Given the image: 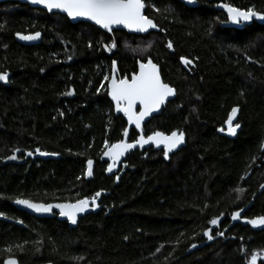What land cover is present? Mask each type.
Segmentation results:
<instances>
[{
	"label": "trees",
	"instance_id": "1",
	"mask_svg": "<svg viewBox=\"0 0 264 264\" xmlns=\"http://www.w3.org/2000/svg\"><path fill=\"white\" fill-rule=\"evenodd\" d=\"M195 1L189 8L144 0V14L160 28L146 36L108 35L0 3V215L12 221H0V264H250L252 254L264 264V227L233 223L213 242L204 235L227 229L252 200L241 218L264 217V25L222 28L226 17L213 9L221 2L264 13V0ZM36 32L37 44L15 41ZM149 58L176 97L143 132L180 130L184 145L168 159L162 149H136L108 175L106 142L121 141L126 123L113 111L104 77L116 61L117 78L129 79ZM233 107L241 129L228 139L217 131ZM129 139H137L134 130ZM89 159L95 166L86 180ZM97 192L99 210L74 229L56 215L38 219L12 205L75 202Z\"/></svg>",
	"mask_w": 264,
	"mask_h": 264
},
{
	"label": "snow or ice",
	"instance_id": "2",
	"mask_svg": "<svg viewBox=\"0 0 264 264\" xmlns=\"http://www.w3.org/2000/svg\"><path fill=\"white\" fill-rule=\"evenodd\" d=\"M35 4H41L48 11L53 9L66 13L67 16L72 18L82 17L87 20L93 21L96 25L109 31L113 30L114 25H122L131 31L137 33L147 32L149 29L157 28V25L144 14L143 9L145 7L144 0H32ZM192 2V0H189ZM221 7L225 8L229 14V19L234 23L242 21H250L253 17L264 20V13H258L252 8L247 10H240L227 4H222ZM163 30V29H161ZM22 40H34L41 34L36 32L32 35H20L17 34ZM91 46V43L89 44ZM151 45L149 44V47ZM105 47H109L105 45ZM111 47H116L113 43ZM167 47L171 49L172 43L169 42ZM181 62L185 65H191L193 61L186 57H181ZM139 63V72L134 73L130 79L119 78L115 75L109 80L108 76L104 79L109 81L108 83V95L112 101L115 102L116 110L122 112L127 117L129 123H134L137 129L141 128V121L150 113L158 110L164 103L165 98L174 95V88L168 83L162 82L161 77L157 70V65L153 63L151 59L146 62ZM116 61L112 62V72L116 71ZM6 74L0 73V80H5ZM103 87V85H101ZM99 91V89H98ZM68 95L71 92L67 93ZM139 105V111H136V106ZM237 108L233 107L229 114L228 120L225 123L228 125V134L234 135L236 129L240 127V124L233 125L232 121L237 113ZM219 131H224L223 128ZM128 130H124V136L127 137ZM185 133L180 130H173L170 134H165L160 131H155L147 137L141 135L133 143H128L125 140H121L117 143H113L110 146L107 145L108 151L104 154L110 156L115 162L120 156H122L128 149L134 148L136 145L141 147L149 142L155 144L157 147L163 145L164 158H169V153L177 148L178 145L184 143ZM39 152V149H37ZM29 156L31 152L27 153ZM41 155H49V153H40ZM51 155H55L52 153ZM9 159H16L13 155ZM88 172L87 175L92 174V160H88ZM113 163L108 165V171L113 168ZM237 191H243V189H237ZM100 192L95 194V197H99ZM95 197L91 201V206L96 207ZM17 204L25 205L37 212H48L53 207L59 208L62 216H67L68 219L75 224L77 213L84 212L89 207V199L76 201L74 204H58V205H38L30 202L29 200L17 199ZM242 211V210H241ZM239 212L233 213L232 219L239 218ZM210 224L216 225L217 219L209 221ZM253 226L257 224L264 225V217H257L248 221ZM204 235L209 240L213 239V236L209 234L208 230L204 231ZM216 235L222 236L223 232H217ZM195 247V245H193ZM5 264H16L15 260L9 259L5 261ZM250 264H257V255L252 254Z\"/></svg>",
	"mask_w": 264,
	"mask_h": 264
},
{
	"label": "water",
	"instance_id": "3",
	"mask_svg": "<svg viewBox=\"0 0 264 264\" xmlns=\"http://www.w3.org/2000/svg\"><path fill=\"white\" fill-rule=\"evenodd\" d=\"M8 1H13V2L21 3V4H25V5H28V6L31 7V8H35V9H41V10H43V11H46V13L49 14V15H50V14H58V15L64 16V17H66V19H67L70 23H72V24L80 23V22H82V23H87V24H89V25H91V26H93V27L99 29L100 31L105 32V33L108 34V35H112L114 31H123V32H125V33L128 34V35H133V36H146V35L149 34V33H158V32L160 31V28L157 26V28H155V29H149L147 32H144V33H137V32L131 31V30L127 29V28H124L122 25H114V26H113V30H112V31H109V30H107V29H103V28H101L100 26L96 25L93 21L87 20V19L82 18V17L72 18V17L67 16L66 13H63V12H61V11H59V10H56V9H53V10L50 12V11H48L47 8H45L43 5H41V4H35V3L32 2V0H0V3L8 2ZM178 1H179L180 3H182L183 5H185L186 7H189V8H195V7H197V3H196L195 0H192V2H189V0H178ZM222 4H226V3H221V2H220V3H218V4H216V5L213 6V9H214L215 11H217V12H221V13L226 17V21H224L223 23H221V24H220V27H222V28H229V29H238V30H241V29H243V28L246 27V26H250L253 22H254V23H257V24H259V25H264V20L258 19V18H256V17H253L250 21H242V20H241L239 23H234L232 20L229 19V14H228V12L226 11V9L223 8V7H221ZM227 5H229V4H227ZM230 6H232V5H230ZM232 7H234V6H232ZM234 8H236V7H234ZM145 9H146V7H144L143 12H145ZM237 9H239V8H237ZM240 10H241V9H240ZM153 22H154V21H153ZM154 23H155V22H154ZM155 24H156V23H155ZM32 34H34V33H31V34H20V35H32ZM40 34H41V33H40ZM41 38H42V34H41L39 37H37L36 39H34V40H22V39L19 38L18 35H15V41H16L17 43H19V44H21V45H25V46H30V45L37 44L38 42H40ZM149 59H150V58H149ZM147 60H148V59H147ZM147 60H146V61H147ZM146 61H145V62H146ZM153 63H154V62H153ZM156 65H157V64H156ZM116 68H117V67H116ZM157 70H158V73H159V75H160V77H161V74H160V68H159L158 65H157ZM138 72H139V63L137 64V71H136V73H138ZM113 75H115V77L117 78L116 71H115V73H113L112 70H111V74H110L109 80L112 78ZM132 75H133V74H132ZM132 75H131V76H132ZM130 78H131V77H130ZM130 78H129V79H130ZM117 79H118V78H117ZM161 80H162V78H161ZM162 82H163V80H162ZM108 83H109V81L107 82V98H108L109 102L112 104V107H113V111H114V113H115L116 115H120V116H122L123 119H124V121H125V123H126V127H125V129L128 130V135H127V137H125V136H124V132H123L122 140H125V141L128 142V143H133V142H134V141H129L130 132H131L132 130H134L135 133L137 134V138H138L139 136H141V135L147 137L148 135L146 136V135L144 134V132H143V126H144V124L147 123V122H148L151 118H153L154 116H158V115L161 113L163 107H165V106L167 105L168 102L174 100L175 97H176V90L174 89V95L169 96V97H166L164 103L160 106V108H159L158 110H156V111L150 113L148 116H146V117L144 118V120L141 121V128H140V129H137V128L135 127V124H134V123H129V122H128L127 117L124 116V114H123L122 112H118V111L116 110L115 102L112 101L111 97L108 95ZM135 110H136V111H139V105L136 106V109H135ZM238 112H239V110H237V113H236L235 117L233 118V121H232L233 125H235V123H237V121H238ZM238 124H240V123H238ZM221 128H223L224 131H219V129H221ZM221 128H219L218 131H217V133H218L220 136H223V137L228 138V139H234V138L237 136V134L239 133L240 129H241V124H240V127L236 129V132H235L234 135H230V134H228V131H227V129H228V125H227L226 123H225ZM125 129H124V130H125ZM136 140H137V139H136ZM136 140H135V141H136ZM184 142H185V140H184ZM183 145H184V143L178 145L176 149H174L172 152L169 153V156H170L171 154H173V153L179 151V150L183 147ZM150 147H154V148H156V149H162V150H163V145L157 147L155 144H153V143H151V142H149L148 144L143 145L142 147H141L140 145H136L134 148H132V149H128V150H127L122 156H120L115 162L113 161V159H112L110 156H106V155L104 154L106 151H108V148H107V149L103 152V154H102V159H103L105 162H107L108 165H109L110 163H113V165H114L111 171H108V166H107V168H106V172H107V174H108V175H112L115 171L119 170V168H120L121 165L123 164V162H124V160L126 159V157H127L132 151H134V150H136V149L142 151V150L147 149V148H150ZM42 158H44V159H57V158H58V155H56V154H55V155H51V154H49V155H42ZM92 162H93V163H92V169H91L92 174H91V175H87V172H88V163H86V168H85V172H84V176H85V179H86V180H90V179L93 177L95 163H94V161H92ZM250 174H251V173L248 172L247 175H246V178H245V179H247V178L250 176ZM93 198H94V197L88 198V199H89V207H88L84 212H82V213H77V216H76V221H77V222H76L75 224H73V223L68 219L67 216H62V215L60 214V211H61V210H60L59 208H57V207H53V208H52L50 211H48V212H42V211H41V212H37V211H35V210L31 209V208H28V207L25 206V205L17 204V203H16V200L12 203V205H13V207H14L15 209H17V210H19V211H23V212H25V213H27V214H29V215L35 217V218H38V219H49V218H52L54 215H56V218H57L58 221H60V222H66L70 228H73V229H74V228H76V227L78 226L79 220H80L81 218H84V217H85L86 215H88V214L96 213V212L99 210V202H100V198H99V197H95L96 205H97V206H96V207H92V206H91V201H92ZM83 199H84V198H83ZM22 200H24V199H22ZM80 200H81V199H80ZM77 201H78V200H77ZM30 202H32V201H30ZM32 203H34V204H38V205H45V206H47V205H53V206H55V205H58V204H74V203H76V201H75V202H62V203H49V204L36 203V202H32ZM252 203H253V200H252L248 205H246L244 208H242V209H240L239 211H237V212H239V214H240V215H239V218L236 219V220H233V219H232L233 222L230 223V225L227 227V229H225V230L222 231V232H223V235H222V236L217 235V236L213 237V239H211V240H209V241H210V242H213L214 240H217V239L223 237L224 234L226 233V231H227V230L233 225V223H240V222H241V219H242L241 216L244 214V212H245L246 210L249 209V207L251 206ZM241 210H242V211H241ZM237 212H235V213H237ZM0 221L7 222V223H8V222H12L10 219H8V218H6V217H4V216H2V215H0ZM15 223H16V225H19V226L22 225L20 222H15ZM252 227L257 229V228L264 227V225L257 224L256 226H253V225H252Z\"/></svg>",
	"mask_w": 264,
	"mask_h": 264
},
{
	"label": "flooded vegetation",
	"instance_id": "4",
	"mask_svg": "<svg viewBox=\"0 0 264 264\" xmlns=\"http://www.w3.org/2000/svg\"><path fill=\"white\" fill-rule=\"evenodd\" d=\"M237 123H238V121H237ZM237 123H235V124H237ZM8 223H11V222H8ZM241 223L248 224V221H247L246 219L242 218V219H241ZM15 224H16V223H15ZM4 264H5V262H4Z\"/></svg>",
	"mask_w": 264,
	"mask_h": 264
},
{
	"label": "bare ground",
	"instance_id": "5",
	"mask_svg": "<svg viewBox=\"0 0 264 264\" xmlns=\"http://www.w3.org/2000/svg\"><path fill=\"white\" fill-rule=\"evenodd\" d=\"M218 4V3H217ZM227 4V3H226ZM230 5V4H229ZM108 82V81H107ZM129 141H130V139H129ZM135 141V140H134ZM3 216V215H2ZM21 223V222H20ZM241 223V222H240Z\"/></svg>",
	"mask_w": 264,
	"mask_h": 264
}]
</instances>
